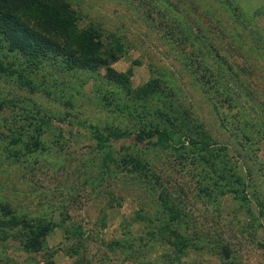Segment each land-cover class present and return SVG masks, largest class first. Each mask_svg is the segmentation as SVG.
<instances>
[{
	"label": "rangeland",
	"instance_id": "rangeland-1",
	"mask_svg": "<svg viewBox=\"0 0 264 264\" xmlns=\"http://www.w3.org/2000/svg\"><path fill=\"white\" fill-rule=\"evenodd\" d=\"M66 1L128 87H150L133 100L105 67L46 66L49 90L0 76V264H264V0ZM159 107L205 161L136 141ZM23 216L51 221L44 249L22 247Z\"/></svg>",
	"mask_w": 264,
	"mask_h": 264
},
{
	"label": "trees",
	"instance_id": "trees-1",
	"mask_svg": "<svg viewBox=\"0 0 264 264\" xmlns=\"http://www.w3.org/2000/svg\"><path fill=\"white\" fill-rule=\"evenodd\" d=\"M100 38L101 32L94 27L78 26L74 11L66 0H0V76L12 78L31 89L49 90L44 81L46 66L55 67L61 72L70 70L95 72L99 67H105L108 80L125 88L126 95L131 96V99H141L140 93L142 96L146 95L150 86L139 88L140 93L132 91L128 87V73L116 71L110 66V62H114L117 55L112 51H104ZM212 77L213 81L217 79L214 75H211ZM126 107L131 114L138 112L134 104L133 110L127 105ZM145 107L144 102L142 109ZM170 107L171 104L168 109ZM152 111L157 121H146L147 126L143 125L137 129L134 136L136 141L145 139L151 141L155 137L156 141H152L151 144L165 143L173 147L180 146V149L190 148L189 152L193 154V161H199V159L205 161V157L194 153L206 154L209 143L202 142L201 138L197 137V133L179 122L181 121L179 116H174L160 107ZM105 131H107L108 139H117L129 134L128 130L117 127H106ZM128 161L135 162L132 157ZM137 164L136 162L135 166ZM210 165L214 167L215 172H218L221 180H226V163L225 168L219 171H217L218 166L215 167L213 163ZM172 212L173 210H170L169 214ZM178 219L180 216L176 218ZM14 225H21L19 241L28 251L44 249L46 237L53 229L51 221L32 223L25 216L21 217L19 223L14 222ZM171 234L177 237V242L169 238L167 242L174 246L175 253L179 255L188 240L175 230ZM171 259L173 263L178 264L177 256ZM43 264H55V262L51 256H48Z\"/></svg>",
	"mask_w": 264,
	"mask_h": 264
}]
</instances>
